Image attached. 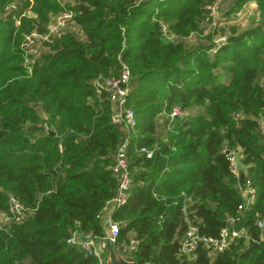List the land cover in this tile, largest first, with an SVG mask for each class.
Here are the masks:
<instances>
[{"label": "trees", "instance_id": "obj_1", "mask_svg": "<svg viewBox=\"0 0 264 264\" xmlns=\"http://www.w3.org/2000/svg\"><path fill=\"white\" fill-rule=\"evenodd\" d=\"M212 1L0 0V210L13 197L30 211L0 226V264H95L67 240L75 230L103 235L101 209L115 193L111 165L123 130L92 80L116 76L121 63L130 72L132 145L152 155L129 149L130 186L111 214L119 222L112 249L129 246L135 264H264V231L255 224L264 217L257 125L264 120V0H254L258 18L243 29H211L227 33L225 41L212 44L208 34L188 44L182 35L204 21ZM244 1L220 0L228 4L225 21ZM65 9L80 35L54 37L28 72L25 36ZM172 106L187 116L168 127ZM223 149L240 150L236 178ZM245 179L255 200L237 210ZM187 221L202 235L223 227L237 234L221 252L198 245L184 255Z\"/></svg>", "mask_w": 264, "mask_h": 264}, {"label": "built area", "instance_id": "obj_2", "mask_svg": "<svg viewBox=\"0 0 264 264\" xmlns=\"http://www.w3.org/2000/svg\"><path fill=\"white\" fill-rule=\"evenodd\" d=\"M59 1L63 3V0ZM8 7H11V5ZM218 7L217 1H212L206 5V9L212 17L216 15ZM15 22L17 23L18 21L15 19ZM72 24H75L73 12L70 9H65L51 16L44 31L39 32L33 30L25 36L21 44V49L24 57V65L28 68V72L31 71L30 64L33 62V59L37 57L42 50L48 48V44L54 37H58L66 31L72 30ZM221 41H223V37H220L217 43ZM129 80L130 72L127 65L124 63L120 64L116 76H97L92 80L94 93L98 97L104 93L107 95L110 104V121L120 126L123 130L122 139L113 153V162L111 165L112 173L116 178L115 193L110 199L105 201L101 209L103 235L98 237L91 231L83 232L75 230L67 240L70 244L77 245L86 255L93 257L95 259V264H104L105 257L102 248L106 244V241L112 244L117 236L119 222L114 220L111 214L115 209L121 207L126 202L130 186V172L128 167V153L130 147L133 146V148L138 153L144 155L145 158H150L152 155V149H148L145 146L136 147L135 144L132 145V141L136 134V118L132 108L127 105ZM167 116L169 127L170 123L176 118L186 117L187 112L180 109L178 106H172ZM257 125L261 132L264 131V120L262 118L257 120ZM43 128L47 130L46 124H43ZM223 152L228 161L230 172L235 178L238 177L240 170L244 168L240 162V150L223 149ZM238 188L242 201L237 206V210L249 209L255 200V189L250 185L247 179L244 180V183L238 185ZM29 212L30 211L18 200L10 197L7 210H0V226L10 222H21ZM230 221L233 220L230 219ZM255 224L261 236L264 231V217L257 219ZM239 233L242 234L244 231L241 230ZM236 234L237 233L234 231L230 232L227 227H223L220 229L217 236L202 235L199 234L195 225L187 221L186 229L180 242V253L190 255L198 245H203L213 253L221 252L229 245L232 236ZM127 248H129V246ZM126 249L123 254L131 256L126 252Z\"/></svg>", "mask_w": 264, "mask_h": 264}, {"label": "rangeland", "instance_id": "obj_3", "mask_svg": "<svg viewBox=\"0 0 264 264\" xmlns=\"http://www.w3.org/2000/svg\"><path fill=\"white\" fill-rule=\"evenodd\" d=\"M65 1V0H64ZM70 1V0H66ZM218 2V10L216 12L215 16H210L209 11H206V15L204 17V21L199 23L197 28H193L190 31L185 32V34L182 35V40L186 41L188 44L196 41V40H203L208 34L209 40L212 42V44H215L218 42L220 37H223V41L226 40L225 35L227 33H222L221 30H212V28L215 27H221L224 24H235V27L237 29H243L248 24L251 23V21H256L258 18V12H257V5L254 2V0H246L242 2V4H239L234 9V13L231 15L229 20L225 21L224 12L226 8L228 7V4L226 2L220 3V0H214ZM72 31H74L77 35H80V29L76 26V24H72ZM164 27V26H163ZM165 29V27H164ZM226 32L229 30L227 27H225ZM222 42V41H221ZM102 252L104 257L107 256V248L106 244L102 248Z\"/></svg>", "mask_w": 264, "mask_h": 264}, {"label": "water", "instance_id": "obj_4", "mask_svg": "<svg viewBox=\"0 0 264 264\" xmlns=\"http://www.w3.org/2000/svg\"><path fill=\"white\" fill-rule=\"evenodd\" d=\"M52 131L50 132V134ZM107 256L104 264H135L134 259L126 254L115 252L112 249L111 243L106 241Z\"/></svg>", "mask_w": 264, "mask_h": 264}]
</instances>
